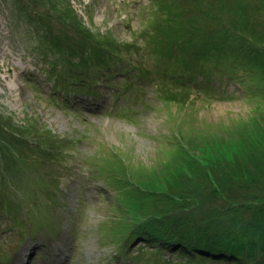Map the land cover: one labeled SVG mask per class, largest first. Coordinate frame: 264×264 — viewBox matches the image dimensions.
Segmentation results:
<instances>
[{
    "label": "rangeland",
    "instance_id": "obj_1",
    "mask_svg": "<svg viewBox=\"0 0 264 264\" xmlns=\"http://www.w3.org/2000/svg\"><path fill=\"white\" fill-rule=\"evenodd\" d=\"M99 34L142 65L160 48L166 71L216 65L241 85L157 82L129 118L63 112L28 79L58 97L44 69L81 80L117 62ZM54 242L71 264H264V0H0V264L21 245L56 264Z\"/></svg>",
    "mask_w": 264,
    "mask_h": 264
},
{
    "label": "trees",
    "instance_id": "obj_2",
    "mask_svg": "<svg viewBox=\"0 0 264 264\" xmlns=\"http://www.w3.org/2000/svg\"><path fill=\"white\" fill-rule=\"evenodd\" d=\"M73 10L74 9L71 7L70 11L72 12V15H73ZM75 19L78 20L81 18L77 17ZM68 20H71V19L68 18ZM78 23H82V22H78ZM85 29L89 30L87 27ZM97 37L99 38L100 43L105 45L103 47L108 48L109 50L117 53L120 58L118 59L117 62L113 61V63L109 65L101 66L99 70H97V72L95 73H89L87 76L83 75L81 80H78V79L75 80L73 78L68 81L67 76L64 74H60V75L52 74L51 75L52 78L59 79L61 83L59 88L56 87V83L54 81L47 78V81L54 82L53 91L59 92L58 97H64L63 99L65 101L55 100L53 102L54 105L55 104L58 105V107L61 110H63V112H67L68 109H71V106L68 105V103H70L69 99H71L73 101L71 103L75 105L76 101H74V99L79 97L80 100L78 102L77 107L80 105L86 106L87 108H90V106L95 107V108H106L107 107L106 110L113 111L120 117H123L125 115V116H128L129 118V116L136 115V113L139 112L138 108H135L136 105L138 103H142V95L144 93L146 95L147 91L150 90V88H153L155 84H157V82H164L166 84H174L178 86L182 85L183 88L184 87H185L184 89L187 88V90H189L190 93H192L193 88L196 89V91L201 90L200 93L204 94V96H206L205 95L206 93L208 94L207 96H215L216 94H220L223 96L227 94L226 87H224V85H226L228 81L231 82L230 80H237V75L235 73L226 74L225 72L226 70H223L222 68H219L216 65H214L215 67L214 70L213 68H211V66L209 67L210 73L208 71H198L199 75L196 69H193V68L186 69V68H183L181 65L179 67H174L173 69L166 71L161 61L156 60L157 58H159L158 56L160 55V50H159L160 48H157L156 53L152 54V59L148 60L145 65H142L139 61L137 62L136 60H134V58H128V56L123 57L121 55L122 50L130 45L129 42H127V44H123L124 41H127L125 37L118 38L117 36H113L111 34L109 35L99 34ZM111 38H113L112 41L110 40ZM127 55H128V52H127ZM106 68L109 70V71L107 70L108 77H111L113 73V75H116L118 78L117 81H112V83H107L103 81L109 84V87L114 85V87L112 88L110 87L111 89L116 90V94L114 96H111L104 92L99 93V90L95 87H89V89H86L84 92L80 91L82 89L83 81L85 80L89 81L94 78L99 82V84H101L102 81L98 79V74L100 73L101 70L106 69ZM200 78L205 79V81L207 80L208 83L205 82L207 87L213 86L214 89L216 88L217 90H219V92L217 93L216 90L215 91L208 90L206 86L202 87L201 83H198V80ZM73 82H76V85H75L76 89L70 90ZM146 82H149L148 83L149 86L145 92L143 91L144 87L142 84ZM253 88L255 89V87ZM103 94H107L110 100L103 98ZM117 104H119V106L125 105V109L128 110L127 111L128 114L124 113L123 115L120 113V111L116 110L115 108H118ZM77 107H74L76 108L74 110L78 113V111L80 110L77 109ZM86 107H85V112H88V113L92 112L91 110L86 109ZM24 204H27V202L25 201ZM25 207L27 209L29 208L30 212L34 215L33 207H31L30 204L25 205ZM44 210L47 213L46 215H49V208H44ZM176 243H179V242L177 241L173 242V244H176ZM194 244H195V247L193 248L200 250V246H198L197 243H194ZM219 248L220 246L213 245V247H211L210 252L207 253V256L203 255V258L205 259V261L212 262L215 259V256L217 255V254L214 255V252ZM203 250L209 251L208 249H203ZM224 252L225 253L223 254L227 255L228 257L230 256L229 254L232 253L231 251L229 253L228 250H225ZM4 253H5L4 251L0 252V254H4ZM122 255L124 257H127V255H124V254ZM232 255L233 257L236 256L235 253L234 254L232 253Z\"/></svg>",
    "mask_w": 264,
    "mask_h": 264
},
{
    "label": "bare ground",
    "instance_id": "obj_3",
    "mask_svg": "<svg viewBox=\"0 0 264 264\" xmlns=\"http://www.w3.org/2000/svg\"><path fill=\"white\" fill-rule=\"evenodd\" d=\"M55 22V21H54ZM84 45H86V44H84ZM226 63H227V60L225 61ZM231 62V60L230 59H228V64ZM223 65H225V64H223ZM52 71H51V69H44L43 70V73H45V75H46V77L47 78H49V79H51L52 81H54L55 83H56V87L57 88H59V86H60V81H59V79H56V78H52V73H51ZM75 72V71H74ZM68 74H69V72H68ZM64 75H66L67 76V74H64ZM198 76V75H197ZM237 78H238V75H237ZM28 81L30 82V83H33L35 86H36V88L38 89H40L42 92L44 91L46 94H48L49 96H52V98H54V99H56V100H58V101H65L63 98L64 97H54L53 95H51V93H47V91L45 90V89H42V88H40L33 80H30V79H28ZM104 81V80H103ZM101 82L102 84H99V82L96 80V79H92V80H85V81H83V84H82V89L80 90V91H82V92H84L86 89H89V87H95V88H97L98 90H99V93H101V92H104V93H107V94H109V95H111V96H114L115 94H116V90L115 89H111L110 87H109V84H107V83H110V82H107V83H105V82ZM201 81V82H200ZM228 81V80H227ZM231 81V83L228 81L227 82V86H230V85H236V86H238V85H241V82L240 81H238V82H235L234 80H230ZM208 83L207 82V80L205 81V79H199L198 80V83H201V85H202V87L203 86H206V88L208 89V90H213V91H215V90H217L216 88L214 89V87L213 86H210V87H207V85H206V83ZM223 83V82H222ZM75 85H76V82H73L72 83V86H71V89L70 90H74V89H76L75 88ZM70 100V103H68V105H73V103H71V102H73L71 99H69ZM78 100H80V98H78V99H74V101H78ZM83 101V100H82ZM65 106H66V104H65ZM91 107V106H90ZM73 108V107H72ZM73 109H75V108H73ZM96 110H99V109H97V108H95ZM107 109V107L106 108H101L100 110H106ZM99 110V111H100ZM94 113V112H93ZM173 175H175V174H173ZM173 175H171V176H173ZM178 176H180V175H178ZM52 194H48V196L50 197ZM37 199H39V198H37ZM40 200V199H39ZM26 227H28L29 229H35L37 226H35L34 224H28V222L26 223V225H25ZM17 227H19V226H17ZM29 229H28V231H29ZM153 243H154V241H153ZM156 243V242H155ZM59 244L61 245L62 244V242H59ZM32 246V245H31ZM60 246H57L56 245V242H54L53 243V245H51V249H52V255H51V257H50V262H54L55 260H57L58 262L56 263V264H71L70 263V260H69V258H70V254H66L67 252H68V249H62V248H59ZM72 248V247H71ZM30 252L29 253H31V252H33L35 249L32 247V248H30ZM69 250H71V249H69ZM8 257V256H7ZM126 258V257H125ZM28 257H27V254L25 253V251L22 249V245L21 246H19V249H18V251H16V253L13 255V256H11L8 260H6L5 261V263L4 264H27L28 263ZM48 262V261H47ZM44 263V264H50V263ZM122 262L121 261H119V262H116V264H121Z\"/></svg>",
    "mask_w": 264,
    "mask_h": 264
}]
</instances>
